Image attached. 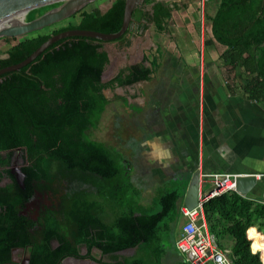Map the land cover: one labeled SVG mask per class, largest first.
Listing matches in <instances>:
<instances>
[{
  "label": "trees",
  "instance_id": "16d2710c",
  "mask_svg": "<svg viewBox=\"0 0 264 264\" xmlns=\"http://www.w3.org/2000/svg\"><path fill=\"white\" fill-rule=\"evenodd\" d=\"M214 1L210 34L224 46L219 61L229 72L239 68L242 94L264 104V0ZM124 3L112 0L104 11L82 9L58 25L35 30L19 40L13 38L5 50L7 56L0 57V68L22 61L51 35L67 29L118 31ZM58 4L60 1L32 8L25 20ZM178 8L169 1L144 0L132 10L125 32L112 41L128 46L130 36L147 23L153 31L164 32L172 11ZM105 42L65 36L18 70L0 74V152H6L5 157L0 153V167L8 164L16 147L27 157V165L21 168L26 174L24 188L14 180L0 185V247H5L1 250L5 257L8 246L32 243L31 264L55 262L47 257L46 249L37 246L36 239L32 240L33 234L26 231L18 215L23 193L40 189L42 180L49 189L56 182H67L62 212L68 221L75 216L79 240L88 249L96 247L108 257V261L95 262L162 264L164 254L174 247L183 179L168 182L171 187L159 188L151 204H142L140 189L126 168L128 162L122 164L119 151L92 137L109 102L104 90L149 80L158 63L130 64L104 81L101 75L108 63ZM8 172L0 168V179ZM202 210L208 231L231 264H264V236L255 238L251 233L264 232L263 203L231 191L205 200ZM54 223L52 227L58 229L57 221ZM85 224L91 225L92 233L81 232L80 226L85 230ZM128 248L134 250L131 255L116 254ZM175 264L190 263L183 258Z\"/></svg>",
  "mask_w": 264,
  "mask_h": 264
},
{
  "label": "crops",
  "instance_id": "0c3cea01",
  "mask_svg": "<svg viewBox=\"0 0 264 264\" xmlns=\"http://www.w3.org/2000/svg\"><path fill=\"white\" fill-rule=\"evenodd\" d=\"M164 1L179 7L172 11L167 29L155 32L147 23L119 51L121 63H127L121 67L140 62L149 66L155 60L157 68L149 80L123 88L125 95L111 90L103 111L114 107L118 97L124 114L133 118L130 140L135 145L127 146L140 203L144 204L145 189L151 188L154 196L153 190L171 187L168 182L176 178L183 179L186 188L194 169L199 170L200 195L210 190L203 193L206 184L212 187L207 174L252 173L256 186L243 196L260 202L264 199V104L242 94L239 68L229 72L219 61L224 46L212 38L209 21L216 1L206 5L205 26L196 17L198 0ZM103 48L108 65L119 60ZM150 180L154 183L148 186ZM179 217L181 230L185 217ZM179 234L175 233L176 239ZM171 254L187 260L175 243Z\"/></svg>",
  "mask_w": 264,
  "mask_h": 264
},
{
  "label": "flooded vegetation",
  "instance_id": "af4514ba",
  "mask_svg": "<svg viewBox=\"0 0 264 264\" xmlns=\"http://www.w3.org/2000/svg\"><path fill=\"white\" fill-rule=\"evenodd\" d=\"M121 107L123 108L124 106L122 105ZM98 141L119 151L123 156L122 164L128 162L126 168L130 169L132 173L133 165L129 159L124 157L123 150L103 140ZM16 148L12 151L8 164L0 167L1 169L9 170L8 173H4L1 177V186L11 183L13 180L21 187L24 188L25 186L24 179L26 174L21 171V168L27 165V157L23 154L24 152L21 147H19L20 150H16ZM0 153L5 157V151H1ZM20 153L22 154L19 155ZM17 161L19 162L18 166L16 165ZM15 166L14 171L13 167ZM132 180L134 181L133 177ZM40 184L42 185L41 188H34L29 195H27V191L23 193L20 198L22 203L18 207L21 223L26 228V231L33 234L32 240H37V246L47 250V257L53 258L54 264H102L100 262L94 263V259L108 261L107 255L102 254L98 248L91 247L88 249L85 242L79 240L81 234L77 233L78 224L74 219L75 216H72L69 221L65 218V213L62 212L63 206L61 200L69 189L67 188V182L62 181V185L56 182L53 185V189L47 188V183L43 182V180ZM56 221L58 229L52 227ZM85 227L86 229L83 230V227L80 226L81 232H84V234L92 233L91 225L87 227L85 224ZM87 228L90 229L87 231ZM32 248V243L24 245L13 244L8 246V249L6 248L7 255L5 257L4 254L1 255V250H5V247L2 246L0 247V264H31Z\"/></svg>",
  "mask_w": 264,
  "mask_h": 264
},
{
  "label": "water",
  "instance_id": "95a60500",
  "mask_svg": "<svg viewBox=\"0 0 264 264\" xmlns=\"http://www.w3.org/2000/svg\"><path fill=\"white\" fill-rule=\"evenodd\" d=\"M59 1L60 4L57 6L49 8L31 20H25V14L28 10ZM92 1L94 0H0V39L1 37H25L30 32L40 30L46 26L67 19L78 11L84 9ZM143 1L144 0H125L122 23L118 31L112 33H104L89 29H67L61 31L47 38L22 61L0 68V74L18 70L20 67L31 62L52 42L65 36L78 35L102 41H112L118 38L125 32L128 23L131 20L132 10L136 6L141 5ZM6 56L7 54H4L0 57ZM101 79L104 80L103 73L101 75ZM16 150H20V148L17 147ZM256 183V176L252 173L236 175L235 191L241 195H245L249 190L256 186ZM198 200L199 170L194 169L187 181L182 203L184 206L191 209L198 204Z\"/></svg>",
  "mask_w": 264,
  "mask_h": 264
},
{
  "label": "rangeland",
  "instance_id": "374dc122",
  "mask_svg": "<svg viewBox=\"0 0 264 264\" xmlns=\"http://www.w3.org/2000/svg\"><path fill=\"white\" fill-rule=\"evenodd\" d=\"M195 1H197V0H195ZM212 1H214V0H212ZM111 2H112V0H94V1L90 2L84 9L90 10V9L97 7L101 11H104L110 5ZM195 12H196V10H195ZM205 13H206V9L204 11L203 25H204V23H206ZM197 16H198V14L196 12V17ZM76 17H77V15H76ZM62 21L56 22L52 25H54V26L58 25V24L62 23ZM9 38H10L9 42L4 40L3 38L0 39V56L4 55L5 50L8 48V46L14 42L12 37H9ZM21 38H23V37H18L15 39L19 40ZM104 46L107 47L110 51L112 50V53L117 55L116 57L119 59L118 61H115V63H111L109 65L108 64L106 65L105 69L103 70L104 81H105V80L109 79L111 76H113V74L117 71L118 68H120L121 66H123L127 63H121L123 60L122 59L123 56H121V54H119V51L122 50L121 44L119 45L117 42H114V41H106L104 43ZM104 92L106 95H108V93H112V91L109 89H105ZM114 92L117 95H121V96L125 95V91L122 87H117L116 89H114ZM114 98H116V97H114ZM115 102H118V103H115L113 105L114 107H110V109L107 112L102 113L97 129L93 130V132H92V137L95 139H98V140H103L106 143H110L114 146H117L120 150H123L124 157L129 159L131 162H133V157H132V154L130 153L131 151L128 147V146L135 145V141L130 140V138L133 135V118L131 116H127L124 114L123 109L121 107V98L117 97ZM120 107H121V109H120ZM196 119H197V115H196ZM21 154L22 153H20L19 155H21ZM16 163H17L16 165L18 166L19 162L17 161ZM13 168H14L13 170L15 171L16 166ZM153 183H154L153 180L147 181L148 186L153 185ZM209 188H211V186L209 184H206L205 187L203 188V193L208 191ZM145 190L146 191L143 193L144 194L146 193V194L144 195L142 201L145 205L148 203L151 204L152 200L157 195V188L155 190H153L154 196H152L151 188H147ZM151 196H152V199L150 198ZM157 208H158V205L156 204L154 207V210ZM180 220H181V218L179 217L177 219V223L175 226L176 232L180 231L179 230L180 226L178 224L180 222ZM251 233L255 235V238H261V236H264L263 231H260L258 235L252 231H251ZM174 235H175V233H174ZM172 238H173V236H171L170 241H167L169 246L171 245ZM133 251H134L133 248H129V249H126L124 251H120L119 255L120 256H129L133 253ZM171 253H172V249L170 247L162 259L163 264H175L176 261L180 259L179 257L176 258V257L172 256ZM178 255H180V254L178 253ZM208 264H212V262H208Z\"/></svg>",
  "mask_w": 264,
  "mask_h": 264
},
{
  "label": "built area",
  "instance_id": "2783aa9c",
  "mask_svg": "<svg viewBox=\"0 0 264 264\" xmlns=\"http://www.w3.org/2000/svg\"><path fill=\"white\" fill-rule=\"evenodd\" d=\"M198 16L200 25H203L204 11L209 0H198ZM212 183L210 190L200 195L198 204L189 209L183 204L180 205V212L185 221L181 225L180 234L175 240L176 248L184 253L190 264H231L229 259L216 244L214 234L207 229L202 203L222 193L235 191V176L231 173H210L206 175ZM200 181V178H199ZM264 204V199L260 201Z\"/></svg>",
  "mask_w": 264,
  "mask_h": 264
}]
</instances>
